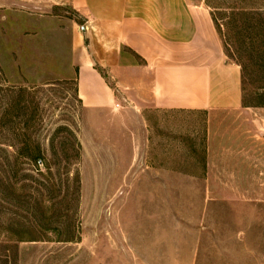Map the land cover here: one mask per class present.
Wrapping results in <instances>:
<instances>
[{"label":"rangeland","instance_id":"1","mask_svg":"<svg viewBox=\"0 0 264 264\" xmlns=\"http://www.w3.org/2000/svg\"><path fill=\"white\" fill-rule=\"evenodd\" d=\"M204 3L239 102L135 111L78 100L67 4L0 0V264H264V0Z\"/></svg>","mask_w":264,"mask_h":264},{"label":"crops","instance_id":"2","mask_svg":"<svg viewBox=\"0 0 264 264\" xmlns=\"http://www.w3.org/2000/svg\"><path fill=\"white\" fill-rule=\"evenodd\" d=\"M59 1L81 20L72 69L82 106L213 111L239 102V70L225 62L204 0Z\"/></svg>","mask_w":264,"mask_h":264},{"label":"trees","instance_id":"3","mask_svg":"<svg viewBox=\"0 0 264 264\" xmlns=\"http://www.w3.org/2000/svg\"><path fill=\"white\" fill-rule=\"evenodd\" d=\"M30 157H31L32 159H35V160H36V159L39 158V154H37L36 156H33V155H32V156H30Z\"/></svg>","mask_w":264,"mask_h":264}]
</instances>
